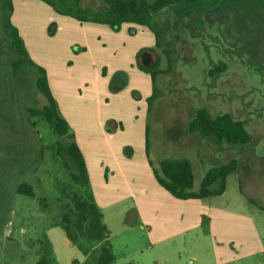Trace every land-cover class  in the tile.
Returning <instances> with one entry per match:
<instances>
[{
    "label": "rangeland",
    "instance_id": "obj_1",
    "mask_svg": "<svg viewBox=\"0 0 264 264\" xmlns=\"http://www.w3.org/2000/svg\"><path fill=\"white\" fill-rule=\"evenodd\" d=\"M3 2L0 264H37L44 255L49 264H97L104 243L116 256L112 264H217L209 214H204L202 226L163 243L150 242L146 235L150 224L139 223L132 192L106 211L109 240L93 239L86 231L78 232L77 243L67 237L62 205L73 206L68 194L78 187L71 176L74 168H67L58 154L63 137L44 118L30 114V108L43 107L47 99L37 87V68L14 69L17 54L9 47ZM105 4V0H84L80 7L101 10ZM71 6L81 12L74 3ZM152 22L160 34V47L150 57L159 63L152 69L163 70L155 77L157 95L148 107L153 168L160 170L166 158L188 159L193 189L199 190L212 167L235 159L237 170L229 175L225 192L205 197V203L234 215L230 219L236 235L256 231L264 242V0H182L154 12ZM55 28L53 21L49 33ZM137 65L145 70L138 56ZM203 107L213 116L230 113L243 121L252 139L217 144L215 137L191 132L189 124ZM19 181L31 183L37 195L16 192ZM71 218L70 230L75 232L77 213ZM232 264H264V253Z\"/></svg>",
    "mask_w": 264,
    "mask_h": 264
},
{
    "label": "crops",
    "instance_id": "obj_2",
    "mask_svg": "<svg viewBox=\"0 0 264 264\" xmlns=\"http://www.w3.org/2000/svg\"><path fill=\"white\" fill-rule=\"evenodd\" d=\"M13 7L12 23L30 57L46 69L60 111L75 133L104 220L118 200L134 194L139 223L150 224V242L163 243L202 226L209 214L217 264L264 253L256 231L233 233L230 211L206 204V198H177L158 181L147 144L154 78L137 65L142 49L157 48L150 27L126 22L115 30L60 14L43 0H13Z\"/></svg>",
    "mask_w": 264,
    "mask_h": 264
},
{
    "label": "trees",
    "instance_id": "obj_3",
    "mask_svg": "<svg viewBox=\"0 0 264 264\" xmlns=\"http://www.w3.org/2000/svg\"><path fill=\"white\" fill-rule=\"evenodd\" d=\"M43 1L50 4L59 13L70 15L83 21L106 23L115 30H119L122 24L126 22L147 25L157 35L156 47L158 48L160 47V34L156 31L152 22L154 12H158L167 6L179 4L182 0H105L106 4L101 10L80 7L81 2L84 0ZM72 3L81 9L80 13L74 10L71 6ZM69 4L70 6H67ZM3 10L5 13L4 26L9 38V47L17 54L14 69L18 70L22 66L37 68L40 73L37 79V87L47 99V103L43 107L30 108V114L32 117L39 116L44 118L54 131L63 137V141L58 148V154L61 155L62 162L67 168L70 166L74 168L71 171V176L78 187L72 190L73 192L71 194H68L71 197L73 206L69 204L62 205L66 210L63 214V220L67 237L72 242L77 243L80 234L78 232L86 231L88 236L93 239L99 241L108 240L110 230L104 222L102 209L95 200L85 157L77 144L74 131L60 111L58 102L49 84L47 71L30 57L24 39L20 35L17 27L12 23L11 16L14 10L13 0H4ZM150 51L156 52V48L142 49L138 53V60L141 68L150 71L155 80L156 75L163 72V70L152 69V66L158 64L159 60L152 62L150 59ZM213 71H211L212 74ZM156 95L157 91L154 89L153 95L148 99L149 106H151L152 99ZM189 130L193 133H199L204 137H215L219 143H247L252 139V135L247 131L243 121L235 119L230 113L213 116L205 107L199 109L196 118L189 124ZM147 144L149 145V140ZM236 170L237 161L235 159L225 165L212 167L202 180L199 190H194L193 166L188 159L166 158L161 161L160 170L154 168L155 175L162 186L169 190L175 197L181 199L205 198L223 194L226 190L229 175ZM17 184L16 192L32 197L37 195L31 183L19 181ZM63 191L65 192V190ZM66 192L68 193L67 190ZM73 212L77 213L75 232L70 230V226L73 224L71 218ZM115 260L116 256L112 250V246L104 243L97 264H112ZM37 264H49L48 257L44 255Z\"/></svg>",
    "mask_w": 264,
    "mask_h": 264
}]
</instances>
